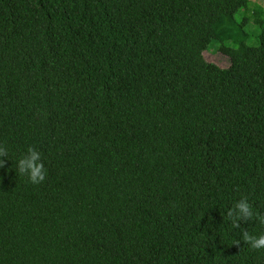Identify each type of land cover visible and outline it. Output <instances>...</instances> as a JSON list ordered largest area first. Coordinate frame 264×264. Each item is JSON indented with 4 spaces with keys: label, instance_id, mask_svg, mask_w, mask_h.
<instances>
[{
    "label": "trees",
    "instance_id": "16d2710c",
    "mask_svg": "<svg viewBox=\"0 0 264 264\" xmlns=\"http://www.w3.org/2000/svg\"><path fill=\"white\" fill-rule=\"evenodd\" d=\"M0 151V264H264V6L0 0Z\"/></svg>",
    "mask_w": 264,
    "mask_h": 264
},
{
    "label": "clouds",
    "instance_id": "9594fccd",
    "mask_svg": "<svg viewBox=\"0 0 264 264\" xmlns=\"http://www.w3.org/2000/svg\"><path fill=\"white\" fill-rule=\"evenodd\" d=\"M30 155L19 161V167L21 173H26L30 182L33 184H40L45 181L47 176V171L44 167V164L38 163L41 158L40 153L32 149L31 147L28 149ZM5 155L3 151H0V156ZM0 167H3V161L0 160ZM240 211L244 215H250L249 208L246 204L241 203L239 205ZM245 240L251 242V246L253 250H261L264 249V236L259 239L252 240L251 237L245 233Z\"/></svg>",
    "mask_w": 264,
    "mask_h": 264
},
{
    "label": "rangeland",
    "instance_id": "374dc122",
    "mask_svg": "<svg viewBox=\"0 0 264 264\" xmlns=\"http://www.w3.org/2000/svg\"><path fill=\"white\" fill-rule=\"evenodd\" d=\"M254 4H260L264 6V0H251ZM219 44L217 42H213L207 51H205L204 56L208 59V61L218 65L221 68H228L230 66V60L228 57L224 56L218 51Z\"/></svg>",
    "mask_w": 264,
    "mask_h": 264
}]
</instances>
